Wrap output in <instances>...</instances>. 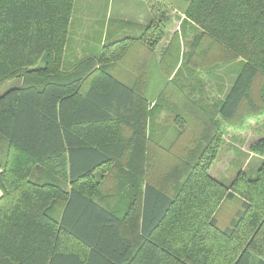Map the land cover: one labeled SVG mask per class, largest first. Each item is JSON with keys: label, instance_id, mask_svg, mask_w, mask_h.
Segmentation results:
<instances>
[{"label": "trees", "instance_id": "trees-1", "mask_svg": "<svg viewBox=\"0 0 264 264\" xmlns=\"http://www.w3.org/2000/svg\"><path fill=\"white\" fill-rule=\"evenodd\" d=\"M139 1L146 24L120 25L139 36L113 29L100 55L61 71L74 0H0V87L44 78L0 96V264H264V118L250 147L256 167L241 166L228 183L209 173L224 123L264 117V0ZM162 8L181 13L171 36ZM164 40L156 65L166 84L157 103L191 125L202 144L179 157L166 190L147 172L131 173L120 214L109 209L102 179L85 180L145 136L135 123L137 91L109 64L123 48L154 53ZM236 60L242 65L232 78L216 76L211 101L190 84L199 69ZM119 128L133 133L124 137ZM225 201L239 206L221 226ZM129 222L138 247L123 232Z\"/></svg>", "mask_w": 264, "mask_h": 264}, {"label": "rangeland", "instance_id": "rangeland-1", "mask_svg": "<svg viewBox=\"0 0 264 264\" xmlns=\"http://www.w3.org/2000/svg\"><path fill=\"white\" fill-rule=\"evenodd\" d=\"M154 5L156 8L159 7L157 2H154ZM145 8V4L139 0H74L68 27V36L70 31H73V35H76L79 43H82L84 37L79 39L80 34L82 32L83 34H87L88 36L86 35L87 38H85V42H88L86 43L87 48L88 46L93 48L89 50L91 52H94L92 50L96 49L95 45L97 40L101 38L105 40L106 35L113 29L117 32L116 34L119 35L118 37L123 35V33L127 35L136 34V36H139L138 30L128 27L120 30V25L122 20L137 22L139 14L145 13ZM166 11L168 19H170L167 22L168 25L166 30H168V35L171 36L175 31L179 30L181 21H179L178 17L181 13L169 9ZM158 14V17L162 16L161 12H158ZM110 21L112 24L109 25ZM77 39L75 36L71 40L67 37L60 67L61 71H64L62 69L64 68V61H66L64 59L66 56L70 53H73L70 54L71 56L78 53L80 54V51L83 49L84 45H79ZM166 44L167 42L164 40L156 48L154 53L150 52L147 47L139 45L123 48L115 61L109 64V70L115 77L129 83L137 91V115L135 123L138 130L145 132L144 138L136 139L138 142L137 148H148V143L151 149L154 148L155 172L150 170L148 178L154 186L163 190H166L165 186L169 183L168 179H170L172 171H180L178 167L179 157L186 154L187 150L193 146L194 141L196 142L197 140L195 145L202 144L200 142L201 139H199V133L196 132L191 125L181 120L177 121L175 117L176 113L171 108L157 103L159 94L164 84H166V77L156 64ZM100 54L101 51L98 55ZM236 61L228 62L227 66H225V63L205 66L199 69L200 72L196 78L193 79L189 76V81H191L190 84L196 86L195 89L199 90L200 93L203 92L204 94L202 93V95L211 101V97L216 95V76L229 73V78H227H232L231 75L234 73L233 69L238 72L242 65L241 60ZM229 65H232L231 68L228 67ZM211 74L214 75L209 78ZM43 79L44 78L38 75H32L26 78L7 81L0 87V96L11 89L18 88L27 81L40 82ZM263 118L264 117H261L259 120L252 118L249 121H244L245 126L240 125L243 123L241 119L224 123L225 134L223 136V143L209 170L213 178L218 181L224 180L228 183L235 177L238 168L241 166L243 169L256 167L260 159L251 152L250 147L256 143L261 136L259 134V127L261 126V120H263ZM119 130L122 135L126 137L133 133L132 130L128 129L119 128ZM102 173L105 174L103 184L105 189H108L107 182L112 178L109 177V179H107V177L111 175V171H104ZM102 173H98V175L100 174L102 177ZM128 197L130 198L131 194L126 197V201ZM124 201L122 202L120 199L117 200L116 198L112 200L110 206L122 214L126 205V201ZM238 206V202L225 201L222 204L221 208L217 210V217L221 226H225L229 222L238 209ZM123 232L135 241L136 247L139 246L140 239L135 223H126L123 227ZM69 245L71 248L81 250V246L74 241H70Z\"/></svg>", "mask_w": 264, "mask_h": 264}, {"label": "crops", "instance_id": "crops-1", "mask_svg": "<svg viewBox=\"0 0 264 264\" xmlns=\"http://www.w3.org/2000/svg\"><path fill=\"white\" fill-rule=\"evenodd\" d=\"M141 15H143V14H141ZM141 15L138 16L137 20L139 21L140 24L145 25L146 22L144 20V17ZM181 18H184V16L182 15ZM82 26H84V25H82ZM86 35L87 34H85V33L83 34V32L80 34L79 39L84 37V40H82V43H79L76 35H73V31L72 32L70 31L69 36H68L70 38V40L73 39L75 36L78 44L79 45L83 44L84 47L80 51V54L78 53L79 55L76 54L74 56H71L70 54H73V53H70L69 54L70 56L69 55L66 56V58L64 59V60H66V61H64L65 62L64 68L62 70H64V71L70 70V69L74 68L78 64V62L80 60H82L83 58L94 56V55L96 56L99 54V52L102 49L104 40H102V38L98 39L96 42V45H95L96 49L92 50L94 52H91L89 50L93 49V48L92 47L90 48L89 46L87 48L86 43H88V42H85V38H87L88 35L87 36ZM117 79H119V78H117ZM119 80L128 84L129 86H131L129 83H127L121 79H119ZM124 137H126V136H124ZM137 146H138V142H136V144L134 145L133 148H130L129 150H127L126 153H124L119 158H116V159L112 158L110 162L104 164L101 167L95 168L91 174V176H92L91 178L90 177H89V179L85 178V180H88L91 185H95V182H96L95 178H97L98 180L100 178L102 180H104L105 174L102 172L111 171V175L108 176L107 179H109V177H111L112 179L109 182H107L108 189L105 192H107L106 195L108 196L107 202L109 205V209H111L112 211H116V209H114L112 206H110V203L112 202V200L117 198V200L120 199L123 202L124 200L126 201V197L131 194L130 193L131 187H132V180H131V176H130L131 173L147 172L149 175L150 170L152 172H155V151H154V148L151 149V159L149 160L150 149H148L147 147L146 148L144 147L141 149V147L137 148ZM150 165H151V168H150ZM98 173H102V177L100 174L98 175ZM97 176H100V177H97ZM1 196H2V190L0 188V198H1ZM129 202H130V198L128 197L125 204H128Z\"/></svg>", "mask_w": 264, "mask_h": 264}]
</instances>
